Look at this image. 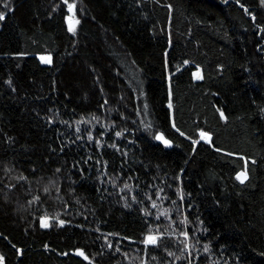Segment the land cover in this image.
I'll list each match as a JSON object with an SVG mask.
<instances>
[{
	"label": "trees",
	"instance_id": "1",
	"mask_svg": "<svg viewBox=\"0 0 264 264\" xmlns=\"http://www.w3.org/2000/svg\"><path fill=\"white\" fill-rule=\"evenodd\" d=\"M0 258L264 264V0H0Z\"/></svg>",
	"mask_w": 264,
	"mask_h": 264
},
{
	"label": "water",
	"instance_id": "2",
	"mask_svg": "<svg viewBox=\"0 0 264 264\" xmlns=\"http://www.w3.org/2000/svg\"><path fill=\"white\" fill-rule=\"evenodd\" d=\"M154 139H155L156 143L162 145V146L165 147L166 149H170V148H171V144H170V142L167 141V140L162 136V134L157 133V134L155 135V138H154Z\"/></svg>",
	"mask_w": 264,
	"mask_h": 264
},
{
	"label": "rangeland",
	"instance_id": "3",
	"mask_svg": "<svg viewBox=\"0 0 264 264\" xmlns=\"http://www.w3.org/2000/svg\"><path fill=\"white\" fill-rule=\"evenodd\" d=\"M68 20H70V17H68ZM71 25H72V23H71ZM69 27L71 28V26H69ZM41 61L44 64L49 63V59L48 58H41ZM197 77H198V74L196 75V78ZM202 140H205V138H202ZM237 177H238V179L240 181H243L245 179V175L244 174H239ZM43 224H44V226H46L47 225V221H44ZM148 239H149V241L153 242L155 238L154 237H149Z\"/></svg>",
	"mask_w": 264,
	"mask_h": 264
},
{
	"label": "built area",
	"instance_id": "4",
	"mask_svg": "<svg viewBox=\"0 0 264 264\" xmlns=\"http://www.w3.org/2000/svg\"><path fill=\"white\" fill-rule=\"evenodd\" d=\"M0 264H3V262H2V260H1V258H0Z\"/></svg>",
	"mask_w": 264,
	"mask_h": 264
},
{
	"label": "bare ground",
	"instance_id": "5",
	"mask_svg": "<svg viewBox=\"0 0 264 264\" xmlns=\"http://www.w3.org/2000/svg\"><path fill=\"white\" fill-rule=\"evenodd\" d=\"M2 260V259H1ZM3 262V261H2Z\"/></svg>",
	"mask_w": 264,
	"mask_h": 264
}]
</instances>
